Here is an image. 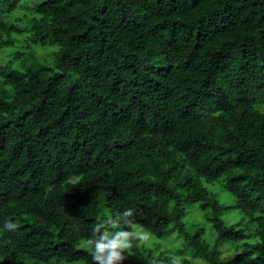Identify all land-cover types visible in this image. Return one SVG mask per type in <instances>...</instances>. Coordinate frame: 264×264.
Returning a JSON list of instances; mask_svg holds the SVG:
<instances>
[{"label":"trees","instance_id":"obj_1","mask_svg":"<svg viewBox=\"0 0 264 264\" xmlns=\"http://www.w3.org/2000/svg\"><path fill=\"white\" fill-rule=\"evenodd\" d=\"M126 208L123 264H264V0H0V264H93Z\"/></svg>","mask_w":264,"mask_h":264},{"label":"clouds","instance_id":"obj_2","mask_svg":"<svg viewBox=\"0 0 264 264\" xmlns=\"http://www.w3.org/2000/svg\"><path fill=\"white\" fill-rule=\"evenodd\" d=\"M135 210L126 208L115 215H108L95 222L86 244L93 264H123L126 253L136 243L146 241L151 233L134 219ZM3 230L14 232L17 224L5 220ZM179 257H170L171 264H179Z\"/></svg>","mask_w":264,"mask_h":264},{"label":"rangeland","instance_id":"obj_3","mask_svg":"<svg viewBox=\"0 0 264 264\" xmlns=\"http://www.w3.org/2000/svg\"><path fill=\"white\" fill-rule=\"evenodd\" d=\"M212 189L219 193V197H220L222 203H224L226 205H233L234 198L232 196H230L229 194L222 192L221 185L219 183H215L212 186ZM186 209H187L186 219H189L190 221L195 220V221L201 223L207 231V236L209 237L208 238L209 241L212 242L213 239H211V235L209 234V233H211L210 224L205 220L203 213L200 210H198L196 208V206H191V204L187 205ZM222 217H223V220L228 225L237 224L235 226L236 229H240V228H243V226H245V224H244L245 218H244L243 214L238 209H236L234 207L227 209ZM180 241L181 240L176 237V234H172L167 239H164L161 241L158 240L157 243L162 244L163 247H165L166 249L176 250L178 248L183 247V244Z\"/></svg>","mask_w":264,"mask_h":264}]
</instances>
